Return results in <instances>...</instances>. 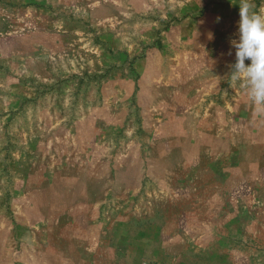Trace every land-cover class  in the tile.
<instances>
[{
    "label": "rangeland",
    "instance_id": "374dc122",
    "mask_svg": "<svg viewBox=\"0 0 264 264\" xmlns=\"http://www.w3.org/2000/svg\"><path fill=\"white\" fill-rule=\"evenodd\" d=\"M241 3L0 0V264L79 261L75 225L31 228L44 210L14 202L32 150L59 205L82 181L81 264H264V105L229 76ZM73 122L82 180L63 178Z\"/></svg>",
    "mask_w": 264,
    "mask_h": 264
},
{
    "label": "crops",
    "instance_id": "0c3cea01",
    "mask_svg": "<svg viewBox=\"0 0 264 264\" xmlns=\"http://www.w3.org/2000/svg\"><path fill=\"white\" fill-rule=\"evenodd\" d=\"M76 78L78 83L82 82V74ZM45 81L47 82L48 79H45ZM77 87L78 86L75 87V90H77ZM32 95H34V98ZM48 95L50 94L46 92L43 94H31L30 96L26 97L27 99H32L31 103L32 101H36L34 104H37L39 100L45 96L48 97ZM27 104H30V102ZM34 104L32 106H34ZM33 109H35V107H32V110ZM27 110L28 108H22V113H26ZM31 126L32 124H30L28 127ZM52 129H54L53 125H51V130ZM65 129L72 131V137L68 141V143H70V146L68 147L69 153L67 152L66 156L62 160L64 167L67 168L66 171H63V178L66 180H82V140L79 138L81 135L80 132H82V123L73 122L72 125L66 126ZM23 143H25L27 147L45 146L40 144V140L38 141V139L34 138L26 140ZM72 148H74L73 151H71ZM36 156L37 154L35 150L31 151V158L27 159L26 155L24 156L23 152H21V155L18 158L19 160L15 163L14 172L16 175L15 178L18 180V184L13 193L14 202H16L15 204L20 211L31 210L32 214H37L36 212L44 210L43 215L46 217L37 219L33 218L30 222H24V225L30 226L31 228H36L40 226L52 225L70 227L71 224H73L78 228L77 234L72 236V239H74V241L76 240V245L73 246V249L76 250L74 253L78 255L79 261L77 264H81L82 259H94L89 253H82V224L85 223L83 218L84 216L82 217V202L78 203V200L71 201V195H82V181L78 182L80 186L79 188L73 186V189L71 187L70 181L66 183V187L63 190L66 200H63V202H65L64 204L59 205L57 201H53L54 198H49V196L53 197L55 195L54 186H52V184L48 181L53 180L56 176V173L54 170L42 171L36 169V167L33 165V158ZM30 159H32V161H30ZM75 167H78V169H72ZM38 178L44 181H42L41 185L37 186L35 189L33 180ZM28 195H31V198L24 200ZM45 196L46 199L44 198ZM28 202L29 205H27ZM21 221H23V219H21ZM22 223L23 222L19 223L16 219V225H22ZM33 240L34 239L32 238L30 243H34Z\"/></svg>",
    "mask_w": 264,
    "mask_h": 264
},
{
    "label": "clouds",
    "instance_id": "9594fccd",
    "mask_svg": "<svg viewBox=\"0 0 264 264\" xmlns=\"http://www.w3.org/2000/svg\"><path fill=\"white\" fill-rule=\"evenodd\" d=\"M237 34L230 41L235 62L229 76L242 83L250 102L264 105V15L253 10L250 0L239 6ZM208 38L212 39L211 33Z\"/></svg>",
    "mask_w": 264,
    "mask_h": 264
}]
</instances>
